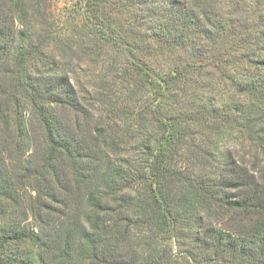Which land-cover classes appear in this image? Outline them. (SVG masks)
I'll return each mask as SVG.
<instances>
[{
  "label": "trees",
  "instance_id": "trees-1",
  "mask_svg": "<svg viewBox=\"0 0 264 264\" xmlns=\"http://www.w3.org/2000/svg\"><path fill=\"white\" fill-rule=\"evenodd\" d=\"M38 1L0 0V264H264L260 153L222 151L241 132L264 152V29L183 0H76L90 63L121 60L96 74L37 41ZM217 71L244 101L204 100Z\"/></svg>",
  "mask_w": 264,
  "mask_h": 264
},
{
  "label": "rangeland",
  "instance_id": "rangeland-1",
  "mask_svg": "<svg viewBox=\"0 0 264 264\" xmlns=\"http://www.w3.org/2000/svg\"><path fill=\"white\" fill-rule=\"evenodd\" d=\"M172 0H161L159 10H164L166 8V4ZM185 3L188 2L189 5L201 12V13H209V14H217L218 16L225 18V20L234 22L235 24H246L250 23L252 26L258 25L260 29H264V0H183ZM39 9H37L36 14L33 19L28 22L29 25H33L35 27V34L38 40H42L45 46L56 56V47L58 48L57 52H63L72 56V59L77 62V60H82L85 64L83 68L94 69V73L96 74H114L115 68H111L112 64L120 63L119 55L110 50L106 57L107 66H102L104 64L102 61H99V65L97 63H90V55L87 53L84 47L88 46V39H86V35L90 33L91 26L87 23L85 17L83 15L75 14L72 12L73 7L75 6L76 0H40ZM36 4V2H35ZM139 10H136V9ZM110 9V7L108 8ZM136 9L133 7L124 9L122 12V16L126 19H130L131 15H136L141 12V10L145 13H150L153 11L154 6L152 4H148L146 6H136ZM129 10V11H128ZM132 10V12H131ZM147 13V14H148ZM141 14V13H140ZM62 17L63 23H67V26H64L63 29H58L57 31L60 33V38L56 39V19ZM131 20V19H130ZM133 20V17H132ZM262 20L263 22H260ZM142 29H145V23L143 22ZM148 24V23H147ZM60 28V27H59ZM264 31V30H263ZM46 37H48L46 39ZM66 38L70 42H76L78 46L71 49V46L68 45L65 41ZM79 39V42L76 40ZM85 39V40H81ZM262 40H264L262 38ZM259 39H255L254 42H258ZM81 43V44H80ZM264 43V42H263ZM74 44V43H73ZM80 44V45H79ZM151 60L156 65L166 64L164 63V59L160 57L156 58L151 56L147 58ZM112 63V64H111ZM83 68H81L80 73H84ZM76 71V70H75ZM80 71V70H79ZM78 71V72H79ZM214 72V70H213ZM221 71H217V74H210L208 77H211V80L215 82V90L213 92L205 91L204 100L213 99L216 103L217 107H225L231 106L232 102H242L246 97L242 94H238L235 97L232 96V92H235L232 88H226L225 79L220 74ZM215 73V72H214ZM86 74V73H85ZM74 81V73L69 74ZM209 79V78H208ZM224 83V84H223ZM100 88V87H99ZM99 88H94L97 94ZM227 89V90H226ZM130 92V91H129ZM129 92L127 93H118L117 96H120V100L126 101V98H129ZM131 93V92H130ZM248 99V98H247ZM233 105V104H232ZM224 111V110H223ZM231 112V111H230ZM225 146L222 151L225 155L229 150H235V154L238 158H245V160L249 161L251 164L254 159V155L256 153H260L258 156V160L260 161V165L264 166V152L259 148L258 141H253L252 139H248L242 136L241 132L230 133L224 136ZM31 152V151H30ZM223 155V156H224ZM249 163V164H250ZM250 164V165H251ZM21 215V214H20ZM22 216V215H21ZM19 216V217H21ZM31 219L30 217H28ZM240 222V221H238ZM241 223V222H240ZM225 225V226H224ZM220 227L227 228L228 230H232L237 226V221L233 220L225 224L224 222L219 225ZM172 248L174 251H177V246L175 242H172ZM168 251V247L166 248Z\"/></svg>",
  "mask_w": 264,
  "mask_h": 264
}]
</instances>
